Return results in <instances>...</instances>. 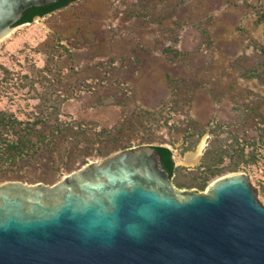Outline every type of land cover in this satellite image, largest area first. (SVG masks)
<instances>
[{"label":"rangeland","instance_id":"374dc122","mask_svg":"<svg viewBox=\"0 0 264 264\" xmlns=\"http://www.w3.org/2000/svg\"><path fill=\"white\" fill-rule=\"evenodd\" d=\"M263 9L264 0H79L14 27L0 40V110L37 125L29 148L0 162V184L51 186L159 145L172 151L176 188L205 193L241 172L264 205V152L228 153L264 114V73L235 64L264 66ZM202 140L196 164H180Z\"/></svg>","mask_w":264,"mask_h":264},{"label":"water","instance_id":"95a60500","mask_svg":"<svg viewBox=\"0 0 264 264\" xmlns=\"http://www.w3.org/2000/svg\"><path fill=\"white\" fill-rule=\"evenodd\" d=\"M57 1L0 0V40ZM0 264H264V205L241 172L180 190L144 145L51 186L1 183Z\"/></svg>","mask_w":264,"mask_h":264},{"label":"trees","instance_id":"16d2710c","mask_svg":"<svg viewBox=\"0 0 264 264\" xmlns=\"http://www.w3.org/2000/svg\"><path fill=\"white\" fill-rule=\"evenodd\" d=\"M77 1L79 0H58L55 3L42 7L29 8L23 12L22 17L16 26L30 24L33 22L35 17H44ZM257 21L258 23L264 22V9ZM240 32L242 33L241 30ZM256 52L259 56L264 57V48L261 46H258ZM241 60L237 61L235 64L238 66L241 65L244 71L250 75L249 77H263V65L256 64L251 67L244 66L243 61ZM35 125H37L36 121H19L10 114L0 110V162L3 161V159L21 155L29 148L31 144V138L35 137L36 135ZM253 128L256 134L246 140L245 145H234L232 148H229L230 150L228 153L234 155L236 152H239L245 159H249L251 161L257 160L258 158L260 159L262 152H264V114L257 112L254 115ZM103 131L106 132L107 130ZM201 135L203 134L201 133L200 136ZM153 147L160 155L163 168L169 173L170 178H172L173 174L175 173V164L172 159V151L165 146L158 145ZM245 149H247L246 152ZM237 169V167L233 168L234 171H237ZM242 169L244 170L245 168L243 167Z\"/></svg>","mask_w":264,"mask_h":264},{"label":"bare ground","instance_id":"6f19581e","mask_svg":"<svg viewBox=\"0 0 264 264\" xmlns=\"http://www.w3.org/2000/svg\"><path fill=\"white\" fill-rule=\"evenodd\" d=\"M202 146H203V140L194 152L186 153V156L183 159H178V162L180 164H185L188 166L195 165L200 157Z\"/></svg>","mask_w":264,"mask_h":264}]
</instances>
